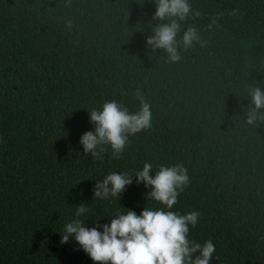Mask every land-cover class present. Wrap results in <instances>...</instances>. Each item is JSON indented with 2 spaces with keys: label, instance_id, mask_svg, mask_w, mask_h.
Returning a JSON list of instances; mask_svg holds the SVG:
<instances>
[{
  "label": "trees",
  "instance_id": "1",
  "mask_svg": "<svg viewBox=\"0 0 264 264\" xmlns=\"http://www.w3.org/2000/svg\"><path fill=\"white\" fill-rule=\"evenodd\" d=\"M188 2L200 15L179 21L181 60L169 63L147 45L168 22L154 19L155 0H0V264H94L73 239L60 243L63 226L160 207L136 182L145 162L151 175L187 168L173 210L200 212L189 238L213 241L210 264H264V120L246 123L249 89L264 90V0ZM189 26L206 46L183 48ZM138 89L151 128L130 136L119 159L107 145L100 158L86 154L90 111L111 100L138 111ZM109 172L132 183L95 199ZM79 204L88 212L76 217Z\"/></svg>",
  "mask_w": 264,
  "mask_h": 264
},
{
  "label": "clouds",
  "instance_id": "2",
  "mask_svg": "<svg viewBox=\"0 0 264 264\" xmlns=\"http://www.w3.org/2000/svg\"><path fill=\"white\" fill-rule=\"evenodd\" d=\"M154 19L168 21L160 23L153 29V35L147 39V45L153 50L163 49L167 62L177 63L181 60L178 50L177 35L181 32L179 21H185L193 12L188 0H155ZM235 15V11L230 13ZM216 20L212 21L215 24ZM72 27V21L66 22ZM211 27V25H209ZM180 43L185 50L194 43L201 47L207 41L202 40L194 26H189ZM139 101V110L130 112L127 107L115 100L105 101L100 108L89 113L94 131L85 132L80 137L84 152L100 158L104 146L111 148L113 158L119 159L129 143V137L151 128V105L138 89L135 93ZM254 108L246 113V123L255 126L264 116L258 115L264 109V90L259 87L249 89ZM153 165L145 162L134 175L136 182H143L148 199L160 207H144L139 215L132 210L117 212L109 223L96 227H85L79 218L72 219L63 226L60 243L66 244L70 238L89 256L94 264H210L216 251L211 239L203 243L189 238L191 228L200 220V212L193 210L185 214L173 210L178 197L189 186L190 177L182 163L171 166L160 165L151 175ZM133 174L129 172H109L94 186L95 199L119 197L127 185L132 183ZM88 212L86 204H79L76 217ZM102 229V230H99Z\"/></svg>",
  "mask_w": 264,
  "mask_h": 264
}]
</instances>
